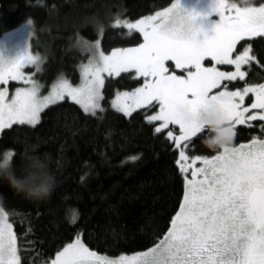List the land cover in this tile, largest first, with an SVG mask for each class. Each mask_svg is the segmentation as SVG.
Here are the masks:
<instances>
[{"label":"snow or ice","instance_id":"6c2138e0","mask_svg":"<svg viewBox=\"0 0 264 264\" xmlns=\"http://www.w3.org/2000/svg\"><path fill=\"white\" fill-rule=\"evenodd\" d=\"M212 11L219 20L211 35L194 24L195 16L179 0H173L154 15L114 20L129 33L138 30L142 42L134 46L106 51L99 39L78 37L90 53L80 66L79 82L60 78L47 94L32 73L23 71L26 65L39 63L38 55L26 50L11 62L0 59V129L13 123L37 125L43 110L57 101L71 100L96 115L97 110L104 111L106 80L111 84L113 77L133 78L136 86L117 91L111 107L129 118L143 114L149 132L176 150L174 164L182 189L169 226L151 247L132 255H101L78 232L48 264H264V82L246 80L244 67L257 61L253 44L245 38L264 37V2L215 0ZM99 31L103 33V26ZM10 80L24 86L15 87L10 95ZM209 105L226 121L232 143L214 155H190L192 138L204 132L201 116ZM253 122L259 124L260 135L233 143L236 126ZM3 157L4 164H12L14 151H3ZM0 264H21L4 207Z\"/></svg>","mask_w":264,"mask_h":264},{"label":"trees","instance_id":"16d2710c","mask_svg":"<svg viewBox=\"0 0 264 264\" xmlns=\"http://www.w3.org/2000/svg\"><path fill=\"white\" fill-rule=\"evenodd\" d=\"M172 2L0 0V37L31 20L32 49L44 57L41 83L50 87L60 78L78 83L79 66L88 54L76 42L78 37L97 40L95 19L103 18L102 49L134 46L142 42L141 34L128 35L110 23L118 17L135 20L154 15ZM260 2L264 0L254 3ZM249 42L259 63L252 61L246 67L245 79L264 82V37ZM135 86L133 78H112L111 84L106 80L103 112L90 115L63 101L47 108L36 126L16 124L2 132L0 153L14 151L12 164L18 173L23 166L21 153L35 152L47 157L56 177L54 191L44 200L27 198L0 180V207L9 212L21 264H48L78 232L91 250L114 257L144 251L166 231L182 189L174 164L176 150L149 132L143 114L129 118L110 103L117 91ZM260 132L257 122L238 127L233 143H245ZM204 135L192 139L190 155L215 154L201 143Z\"/></svg>","mask_w":264,"mask_h":264},{"label":"clouds","instance_id":"9594fccd","mask_svg":"<svg viewBox=\"0 0 264 264\" xmlns=\"http://www.w3.org/2000/svg\"><path fill=\"white\" fill-rule=\"evenodd\" d=\"M205 135L201 143L209 151H217L232 143L228 125L214 105H209L201 116ZM23 166L18 173L11 163H3L0 153V180L6 181L14 190L34 200L47 199L54 191L56 177L48 166L47 157L39 153H21Z\"/></svg>","mask_w":264,"mask_h":264},{"label":"rangeland","instance_id":"374dc122","mask_svg":"<svg viewBox=\"0 0 264 264\" xmlns=\"http://www.w3.org/2000/svg\"><path fill=\"white\" fill-rule=\"evenodd\" d=\"M179 2H180V6L183 9L193 13V15L195 16L194 24L197 27L201 28L203 30L204 34L211 35L212 34V29H213L215 23H217L218 20H219L218 13H215V12L212 11V9L214 7L215 0H179ZM239 2L242 3L243 0L239 1ZM251 2L254 3L255 0H251ZM118 18H120V17H118ZM99 19L100 20H97V19L94 20V22H95L94 25H95V27L97 29V35H98L97 39H99L100 43H101V39H102V37L104 35L105 28L103 27L104 28L103 33H101L99 31L100 27L103 26V21H102L103 18L101 17ZM121 19H123V18H121ZM114 20H113L112 23H110L111 27L122 28V29H124L126 31V33L128 35H130V34H132L134 32L139 33L138 30H132V32L129 33L126 28H123L122 26H115L114 25ZM257 37H261V36H257ZM257 37L245 38V39L250 40V39L257 38ZM32 39H33V27L28 22L24 23L20 27H18L16 29L4 34L3 36L0 37V59L7 60V61L11 62V61H13V60H15V59H17L19 57H22L25 54L26 50H29L34 55H38L40 57L39 63L36 64V65H31V64L30 65H26L24 67L23 71H25L26 73H28V72L32 73L34 78L38 82L41 83L39 76L41 75V73L43 71L44 57L42 55H40L39 53H36V52L33 51V49H32ZM76 44H77V47L80 48L83 52H85L88 55H90V53L87 52L81 46L80 42H76ZM86 62H87V60L84 63H86ZM80 66H79V73H80ZM223 67H224V70H232V66H223ZM244 67H245V70L247 71V69H246L247 66H244ZM113 78H116V77H113ZM0 85H2V82H0ZM19 86H24L23 82L11 81L10 80L9 84H8L9 94L11 95V93L14 91L15 87H19ZM43 86L44 87H42L41 91H42L43 94H47V91L50 90V87H46L45 85H43ZM67 101L75 103V102H73L71 100H67ZM61 102H63V101H57L56 103H54L52 105H49L47 108H49V107H51L53 105H56L58 103H61ZM246 102H250V100H248L247 97H246ZM47 108H45L43 110V112ZM114 110L117 111L116 109H114ZM137 111H139V110H137ZM99 112H101V111L97 110L96 114H98ZM87 114H90V113H87ZM90 115H92V114H90ZM255 123L256 122H253V125ZM16 124H20V123H13L11 126H9L7 128L0 129V136H1L2 132L5 129L11 128L12 126H14ZM25 125H28V124L25 123ZM28 126H36V125H28ZM241 126H249V125H247V124H245V125H237L236 126V130H237L238 127H241ZM198 164H199V162H198ZM13 231H14V229H13ZM18 254H19V252H18Z\"/></svg>","mask_w":264,"mask_h":264}]
</instances>
